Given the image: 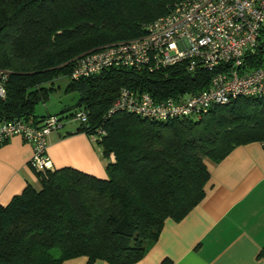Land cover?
<instances>
[{"label":"trees","instance_id":"16d2710c","mask_svg":"<svg viewBox=\"0 0 264 264\" xmlns=\"http://www.w3.org/2000/svg\"><path fill=\"white\" fill-rule=\"evenodd\" d=\"M179 1L0 0V120L40 124L46 115H36V105L48 99L54 80L67 78L65 92L76 97L63 111L82 110L86 120L75 121L76 131L90 138L101 131L93 142L103 157L114 156L106 178L72 167L34 170L39 187L29 184L0 205V264H62L79 256L86 264H133L166 219L181 220L203 198L206 161L218 163L239 145H264V97H237L161 122L109 113L121 87L158 99L203 90L212 72L202 67L110 68L71 78L80 55L140 37ZM260 43L249 66L264 58V38Z\"/></svg>","mask_w":264,"mask_h":264},{"label":"built area","instance_id":"2783aa9c","mask_svg":"<svg viewBox=\"0 0 264 264\" xmlns=\"http://www.w3.org/2000/svg\"><path fill=\"white\" fill-rule=\"evenodd\" d=\"M264 38V0H181L145 27L140 37L104 45L80 55L71 78L79 80L110 68L155 72L178 63L188 70L212 72L203 90L156 98L146 91L121 87L109 113L122 111L149 121H168L206 111L237 97H264V58L249 66ZM5 75L0 73V98L5 96ZM64 117L46 115L40 124L22 119L0 120V147L13 136L32 145L29 161L38 172L52 170L46 152L47 135L59 130ZM70 120L85 122L78 110ZM97 131L91 139L94 141Z\"/></svg>","mask_w":264,"mask_h":264},{"label":"crops","instance_id":"0c3cea01","mask_svg":"<svg viewBox=\"0 0 264 264\" xmlns=\"http://www.w3.org/2000/svg\"><path fill=\"white\" fill-rule=\"evenodd\" d=\"M47 114L55 112L46 110L43 115ZM78 125L67 120L47 135L46 152L53 168L72 167L106 178L105 166L114 160L113 154L103 157L86 133L76 131ZM32 153V145L19 136L0 147V205L29 184L37 187L29 164ZM205 164L209 179L203 198L181 220L166 219L157 240L133 264H264L259 256L264 249V145H239L220 162ZM86 261L79 256L62 264Z\"/></svg>","mask_w":264,"mask_h":264},{"label":"rangeland","instance_id":"374dc122","mask_svg":"<svg viewBox=\"0 0 264 264\" xmlns=\"http://www.w3.org/2000/svg\"><path fill=\"white\" fill-rule=\"evenodd\" d=\"M68 84L67 78H59L54 80L53 90L49 93V97L45 102H40L35 107V114L42 115L46 112V110L58 113L63 117H70L72 114L71 109L63 111L65 107H68L75 100L76 95L74 93L65 92V87ZM48 86V85H47ZM62 110V111H61ZM72 126L75 123L71 124ZM36 189L39 187L36 185Z\"/></svg>","mask_w":264,"mask_h":264}]
</instances>
